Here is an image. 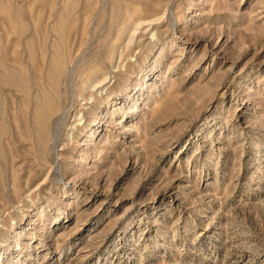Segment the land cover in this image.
<instances>
[{"label": "rangeland", "instance_id": "374dc122", "mask_svg": "<svg viewBox=\"0 0 264 264\" xmlns=\"http://www.w3.org/2000/svg\"><path fill=\"white\" fill-rule=\"evenodd\" d=\"M0 264H264V0H0Z\"/></svg>", "mask_w": 264, "mask_h": 264}, {"label": "bare ground", "instance_id": "6f19581e", "mask_svg": "<svg viewBox=\"0 0 264 264\" xmlns=\"http://www.w3.org/2000/svg\"><path fill=\"white\" fill-rule=\"evenodd\" d=\"M91 77V76H90Z\"/></svg>", "mask_w": 264, "mask_h": 264}]
</instances>
